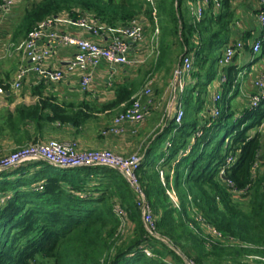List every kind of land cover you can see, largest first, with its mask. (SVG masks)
<instances>
[{
  "label": "trees",
  "instance_id": "16d2710c",
  "mask_svg": "<svg viewBox=\"0 0 264 264\" xmlns=\"http://www.w3.org/2000/svg\"><path fill=\"white\" fill-rule=\"evenodd\" d=\"M185 1L37 0L26 9L17 35L28 36L59 13L74 18L89 13L110 27L134 18L155 27L157 18L161 36L149 69L143 72L141 65L136 76L118 82L115 98L105 105L117 107V114L132 105L155 74L172 72L185 55L193 58L187 79L194 81L180 95L181 120L173 117L156 132L137 169L161 238L148 231L144 197L119 168L58 167L35 160L0 172V199L5 195L0 201V264H187L185 257L198 264H264V132L259 128L264 88L255 84L258 91L239 101L232 62L215 65L232 42L236 13L230 0H219L217 11L211 0L200 19ZM214 78L222 90L215 105L218 115L210 107L205 110ZM0 86L7 90L10 83L0 81ZM258 94L262 98L254 105ZM90 109L87 103H60L41 94L34 103L0 109V138L11 137L17 145L37 142L57 123L83 125ZM168 139L171 145L165 146Z\"/></svg>",
  "mask_w": 264,
  "mask_h": 264
},
{
  "label": "built area",
  "instance_id": "2783aa9c",
  "mask_svg": "<svg viewBox=\"0 0 264 264\" xmlns=\"http://www.w3.org/2000/svg\"><path fill=\"white\" fill-rule=\"evenodd\" d=\"M19 1L0 0V14L11 11ZM210 1L197 0L191 3L193 15L200 19L204 8ZM215 2L217 6H220L219 0H215ZM257 18L261 26V32L251 43V49L256 55L264 54V6L258 11ZM63 21L82 27L87 35L81 36L63 31L60 28ZM106 35H109V39L104 41ZM145 40L146 30L140 18H134L126 25L110 27L92 18L89 13H84L77 18L69 15L63 17L50 16L32 29L24 40L12 45L15 50L23 52L24 57L28 59V63L19 67L10 83V87L13 90L22 88L24 80L31 70L38 73L39 80L45 81H61L79 71L81 87L83 90H88L95 80L94 67L99 66L103 61L113 65H131L138 63V61L141 62L142 59L138 58L143 54L142 45ZM59 45H74L76 52L67 64L55 69H48L46 63L53 50ZM245 46L246 42L242 39L227 44L219 58V64L221 66L230 64L237 51L244 49ZM133 50L140 54L133 55ZM192 68L193 58L190 55H185L175 73V81L182 92L185 88L183 82L187 80ZM222 79H226V76L223 75ZM255 84L260 89L264 88V72L259 75ZM152 85V81L147 83L135 96L132 105L117 114L111 125L103 130V133H123L126 129V123L140 124L145 121L153 104L154 89ZM5 91L0 86V93ZM220 98L221 95L216 98V101ZM261 98V95H255L253 104L258 105ZM175 104L176 108L173 116L179 121L184 114L180 96L175 99ZM214 114L218 115L219 109ZM143 158L144 154L139 152L123 156L112 150L83 148L78 141L72 139L64 141L49 139L20 145L10 152L0 150V172L8 168H17L35 160H46L62 167L109 165L122 170L136 190L144 197L137 176V169L140 167ZM119 210L120 213H123L122 209L119 208ZM143 219L148 231L156 235L154 214L145 197L143 201ZM214 233L218 232L214 230ZM146 251L151 254L149 249L146 248ZM187 264L198 263L188 260Z\"/></svg>",
  "mask_w": 264,
  "mask_h": 264
},
{
  "label": "crops",
  "instance_id": "0c3cea01",
  "mask_svg": "<svg viewBox=\"0 0 264 264\" xmlns=\"http://www.w3.org/2000/svg\"><path fill=\"white\" fill-rule=\"evenodd\" d=\"M194 1L197 0H188V4L190 5ZM33 2L35 0H20L11 11L0 14V81L3 83H11L19 67L28 63V59L24 57L23 52L15 50L12 45L21 42L27 37L25 33H19L18 35L17 33L26 9ZM230 3L235 10L236 20L232 26L229 40L242 39L248 44L244 49L237 51L231 65L238 72L237 79L240 83V97L244 98L246 96L248 98L251 94L258 91L253 78L264 72V54L256 55L251 49V43L261 32L257 13L264 6V3L263 0H230ZM219 7L216 6V11ZM65 15L68 14L59 13L55 17H63ZM142 22L147 35L149 26L146 24L145 19H142ZM60 28L73 34L87 35L82 27L65 21L60 24ZM107 39H109V35H106L103 40L107 41ZM142 47L145 54L148 50L147 39ZM75 52L76 47L74 45L57 46L46 63L48 69H55L67 64ZM132 54L140 53L133 50ZM248 62L251 63L252 70L247 69L245 63ZM94 72L95 80L93 85L90 89L83 90L79 71L61 81H45L39 80L38 73L31 70L24 80L21 91L13 90L10 87L7 90L5 89L4 93H0V109L7 107L14 109L20 103H34L40 99L41 94L55 97L60 103H74L77 105L87 103L92 105V110H88L90 117L83 125L78 127L70 123H57L56 127H54V130H56L54 133L63 139H76L83 148H109L126 155L142 148L146 151L148 147L145 145L149 146L152 140L150 137H154L156 131L145 129L144 124L126 123V129L123 133L108 135H102L101 133V130L119 112L117 107H105L107 103L115 98L116 84L136 76L137 68L132 65H113L103 61L99 66L94 67ZM159 76V73L155 74L153 80ZM217 83L218 87L219 82ZM174 112L175 110H173V114ZM50 131L47 132L44 138H47ZM0 145L4 146L5 150L8 151L17 144L11 137L5 136L0 138Z\"/></svg>",
  "mask_w": 264,
  "mask_h": 264
},
{
  "label": "rangeland",
  "instance_id": "374dc122",
  "mask_svg": "<svg viewBox=\"0 0 264 264\" xmlns=\"http://www.w3.org/2000/svg\"><path fill=\"white\" fill-rule=\"evenodd\" d=\"M185 6L186 7L189 6L188 5V0L185 1ZM155 19H156V25H155V27H152V26L149 25L148 30H147V35H146L147 44H148V50H147V52L145 54L143 53L138 58V59H142L141 62L138 61V63L131 64L133 67H135L137 69H139L138 67H142L143 65H145L144 68H143V72H145L147 69H149L150 65H147V63H149L150 60L153 57L156 56L157 49L159 47V41H160V36H161V26H160V23H159V21L157 20L156 17H155ZM223 46H224V41L220 42V44L218 45V47H217L216 50L217 51L222 50V47ZM176 49L177 50H180L181 49L180 48V44H177ZM218 62H219V58L216 59V63H215V65L217 64V68H218V64H219ZM179 64L180 63L178 62V64H176L173 67L172 72H170V71H167V72L166 71H162V73H159L160 76L157 77V78H155L152 81V83H153L152 86H153V89H154L152 108H151L150 114L145 119V121H143L142 123H140V125H143V124L145 125V129H148V130L151 129V130L156 131V132H159L160 130L162 131V129L166 127L167 123H169V120H171V118L174 117L173 116V110H175V108H176L175 99L178 96H180L181 93H183L181 91L180 87L177 85V83L175 81V73H176V69L179 67ZM245 64L247 65L246 67H247L248 70L249 69L252 70L251 69V63L248 62V63H245ZM218 74H219V72H218ZM218 74H216V77L215 78H219ZM189 76L190 75H188L187 78H189ZM258 76L259 75H257L256 77L253 78V82L254 83H256V79L258 78ZM215 78H214V80L209 85V87H210L209 88V92H208V99L209 100H208V103L205 105V110L208 107L211 108V110H210V113L211 114L212 113H215L216 110L219 109L217 106H215L216 103H217L216 102V98H218L222 94V90H220L217 87V84L218 83H217V79L215 80ZM185 81H186V83H190L191 81L192 82L194 81V78H192V79L190 78L189 80L188 79L187 80H184L183 84H185V87H186ZM154 82H156L157 84L156 83L154 84ZM249 83H248V85H249ZM92 85H93V83H92ZM184 89L186 90V93L185 94H187L188 91H189V89L188 88L187 89L184 88ZM243 99H247V97L246 96H244V98L243 97H240L239 98V101H242L243 102ZM223 106H225V103L223 104ZM113 119H112V121H113ZM112 121L106 127H104L101 130L102 135H108V134H104L103 133V130L106 129L109 125H111ZM259 128H261L263 130V132H264V122H263V124ZM50 130L51 131H50V133H48L47 138H44L43 139L44 141H47L49 139H57V140H60V141L70 140V139H63L60 136H58L56 133H54L56 131V130H54V128H51ZM224 131H225V129H224ZM254 131H255V129L252 130V133ZM172 134H174V131H172ZM151 138H153V137H150V139ZM72 140H76V139H72ZM39 141H41V140H39ZM170 145H171V140L168 139L166 141V145L165 146H170ZM18 146H20V145H15L14 148L15 147H18ZM145 146L148 147L147 145H145ZM13 149L6 151L5 150V147L0 145V150H2L3 152H10ZM93 149H95V148H93ZM98 149H102V150H104V149L112 150V149H109V148H98ZM112 151H114V150H112ZM114 152H116L118 154H122L123 156H128L126 154H123V153H120V152H117V151H114ZM134 152H139L140 154H143L146 151H145V149L142 148V149H138V150H136ZM134 152H132V153H134ZM159 172H160V176L162 177V179L164 180V183H165V172H166V168H165L164 165H161ZM168 192H169V194L172 196V198L175 201L178 200L177 194L175 193V191L173 189H170L169 188V191ZM235 196L236 197H239V194L237 193V194H235ZM4 199H5V195H2V198L0 199V201L3 202ZM157 236L160 237V235L158 233H157ZM164 240H166V239H164ZM150 253L152 254L151 251H150ZM185 260H186V262H188V258L185 257Z\"/></svg>",
  "mask_w": 264,
  "mask_h": 264
}]
</instances>
